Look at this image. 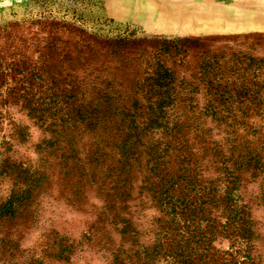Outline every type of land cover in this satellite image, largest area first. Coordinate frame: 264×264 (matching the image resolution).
<instances>
[{"label":"rangeland","instance_id":"rangeland-1","mask_svg":"<svg viewBox=\"0 0 264 264\" xmlns=\"http://www.w3.org/2000/svg\"><path fill=\"white\" fill-rule=\"evenodd\" d=\"M0 264H264V0H0Z\"/></svg>","mask_w":264,"mask_h":264}]
</instances>
